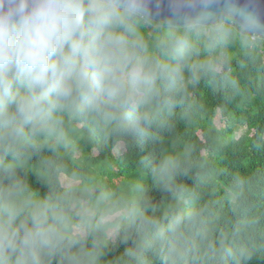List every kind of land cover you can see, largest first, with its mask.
<instances>
[{
	"label": "clouds",
	"instance_id": "1",
	"mask_svg": "<svg viewBox=\"0 0 264 264\" xmlns=\"http://www.w3.org/2000/svg\"><path fill=\"white\" fill-rule=\"evenodd\" d=\"M216 2L160 0L176 19L151 38L156 0H0V264H98L95 238L130 229L141 236L139 249L159 248L174 264L183 259L185 233L202 220L176 184L186 170L181 156L166 155L151 170L177 201L164 225L146 215L140 185L117 194L73 176L41 197L17 169L34 153L71 147L68 121L103 138L147 137L179 102L185 71L192 80L223 77L226 57L212 53L236 36L253 46L249 34L264 31V23L240 0H224L227 19L212 23ZM205 41L209 55L196 59ZM43 164L64 171L56 160ZM224 251L248 259L254 249L222 243Z\"/></svg>",
	"mask_w": 264,
	"mask_h": 264
},
{
	"label": "trees",
	"instance_id": "2",
	"mask_svg": "<svg viewBox=\"0 0 264 264\" xmlns=\"http://www.w3.org/2000/svg\"><path fill=\"white\" fill-rule=\"evenodd\" d=\"M163 25L151 22L146 36L154 38ZM249 36L257 38L253 46L245 47L236 36L212 53L226 57L220 64L223 77L192 80L185 71L179 102L171 115H161L148 128L147 137L103 138L82 122L68 121L66 128L81 156L74 158L65 148L56 154L34 153L24 168L17 169V176L41 197L54 185H67L60 182L61 174L118 194L140 185L146 215L164 225L177 201L154 181L151 170L166 155H179L186 170L176 176V184L189 196L187 208L201 213L202 224L186 231L183 259L175 264H264V37ZM208 55L205 41L196 59ZM119 144L124 150L116 154ZM45 160H56L64 171L56 173L43 164ZM103 238L104 234L95 238L101 242L98 264H174L159 248L139 249L141 236L135 229L115 232L108 243ZM93 239L89 237L84 247L91 248ZM222 243L254 251L248 259L239 258L221 253Z\"/></svg>",
	"mask_w": 264,
	"mask_h": 264
},
{
	"label": "water",
	"instance_id": "3",
	"mask_svg": "<svg viewBox=\"0 0 264 264\" xmlns=\"http://www.w3.org/2000/svg\"><path fill=\"white\" fill-rule=\"evenodd\" d=\"M156 3L160 4V0H156ZM240 3L253 11L260 18L261 22L264 23V0H240ZM212 11L215 13V20L212 21V23H216L219 20H225L227 18L224 11V0H217V2L213 5ZM157 12L159 13L158 15L156 14ZM175 19L176 18L167 11V3L160 4L159 8L153 7L151 22L164 23L167 25L168 23L175 21ZM254 35L264 37V31L254 33Z\"/></svg>",
	"mask_w": 264,
	"mask_h": 264
},
{
	"label": "rangeland",
	"instance_id": "4",
	"mask_svg": "<svg viewBox=\"0 0 264 264\" xmlns=\"http://www.w3.org/2000/svg\"><path fill=\"white\" fill-rule=\"evenodd\" d=\"M66 150L68 152H71L73 154L74 158H78V157L81 156V152L79 151V148H77L76 145H74V144H72V146L67 148ZM123 150H124L123 144H119L118 148L115 150V153L116 154L119 153V152L121 153ZM112 169H113V171L117 170L114 166H112ZM59 179H60L61 183L63 182V184L64 183L68 184V183L71 182V180L66 179L65 175H63V174L60 175ZM77 183L78 184H81V183L84 184L85 182H77ZM113 183H114V185H117V181L116 180ZM111 190H114V189L112 188ZM114 191L116 192V190H114ZM117 194H118V192H117ZM115 232H116L115 230H110L109 232L104 233V238H103L104 243L111 242L113 240V238H114Z\"/></svg>",
	"mask_w": 264,
	"mask_h": 264
}]
</instances>
